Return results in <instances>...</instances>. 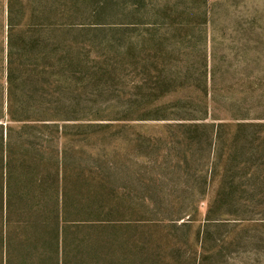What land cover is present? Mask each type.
Returning a JSON list of instances; mask_svg holds the SVG:
<instances>
[{
  "label": "rangeland",
  "instance_id": "obj_1",
  "mask_svg": "<svg viewBox=\"0 0 264 264\" xmlns=\"http://www.w3.org/2000/svg\"><path fill=\"white\" fill-rule=\"evenodd\" d=\"M0 126V264H264V0H0Z\"/></svg>",
  "mask_w": 264,
  "mask_h": 264
},
{
  "label": "trees",
  "instance_id": "obj_2",
  "mask_svg": "<svg viewBox=\"0 0 264 264\" xmlns=\"http://www.w3.org/2000/svg\"><path fill=\"white\" fill-rule=\"evenodd\" d=\"M10 78V77H9ZM11 119L12 120H15L16 118H14L13 116H12V114H11ZM1 127V126H0ZM1 161V160H0ZM0 164H1V162H0Z\"/></svg>",
  "mask_w": 264,
  "mask_h": 264
}]
</instances>
